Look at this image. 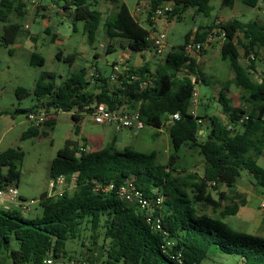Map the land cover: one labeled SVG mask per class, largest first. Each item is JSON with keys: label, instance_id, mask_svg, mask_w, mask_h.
<instances>
[{"label": "trees", "instance_id": "trees-1", "mask_svg": "<svg viewBox=\"0 0 264 264\" xmlns=\"http://www.w3.org/2000/svg\"><path fill=\"white\" fill-rule=\"evenodd\" d=\"M97 1L65 0L62 5V9L71 11L66 15L74 22L84 21V33L91 44L103 26L107 38H127L135 50L154 47L148 39L150 29L133 16L125 1L109 0L116 11L105 20ZM242 1L255 7L260 0ZM222 2L230 7L235 4V0ZM167 3H172L163 11L168 20H180L189 8L205 16L214 9L212 0H150L149 26L153 25V12ZM12 13L25 17L23 0H0V20L7 21ZM216 27L225 31L221 54L230 59L234 71V77L225 83L218 98L228 122L219 115L200 117L192 112L193 94L201 78L196 59L185 51L191 32L180 50L168 51L154 69L146 61L140 67L122 68L113 80V70L105 76L93 66L98 75L92 78V69L81 66L71 70L59 85L55 72L44 71L39 76L33 90L35 103L14 112L27 115L44 108L47 119L43 125L50 126L56 123L59 112H71L78 135L79 123L92 114L97 104L138 111L145 125L168 127L172 151L168 162L160 163L156 151L142 152L131 147L116 150L118 137L114 136L105 147L77 155L80 147L86 145H80L78 138L67 139L52 161L50 178L75 176V188L58 198L48 197L47 191H43L40 216L28 217L18 207L0 209V264H45L50 254L56 258L75 257L66 250V241L82 238L86 227L92 231L93 247L88 248V255L79 256L104 264H201L215 253L239 255V264H264V237L236 230L224 220L238 213L247 203L245 197H229L225 191H219L222 184L235 187L243 170L250 172L254 187L264 190V166L258 163L264 154V75L255 79L250 71L257 69L259 53L264 52V22L233 19L199 26L195 42L205 43ZM23 31V24L18 21L5 24L1 43H15ZM242 51L250 64L241 61ZM199 54L206 55L207 49L203 47ZM57 56L61 58L62 52ZM77 57L73 52L67 60L73 65ZM261 58L264 59V53ZM44 62L42 56L32 55V64ZM232 85L244 90L251 108L233 104ZM17 93L21 96L29 91L20 87ZM175 113L180 114V119L173 121L171 116ZM204 123L207 131L203 129ZM38 129L30 125L21 138L38 135ZM20 155L18 148L0 152V187L18 186ZM197 158L203 163L201 174L192 167ZM130 178L145 197H163V205L151 213L153 219L160 216L161 229L148 220V211L117 194V188ZM109 184L115 188L105 190ZM217 190L215 197L213 192ZM14 240L17 246L13 245ZM82 245L85 246L83 240Z\"/></svg>", "mask_w": 264, "mask_h": 264}, {"label": "rangeland", "instance_id": "rangeland-1", "mask_svg": "<svg viewBox=\"0 0 264 264\" xmlns=\"http://www.w3.org/2000/svg\"><path fill=\"white\" fill-rule=\"evenodd\" d=\"M64 1L23 0L27 9L25 17H16L12 13L7 21L0 20V152L10 147L20 149L19 168L21 175L18 187L20 193L24 194L26 198H23V201H18V208L28 217L40 216L43 212L41 195L43 191L49 189L52 161L57 155L58 148L64 145L61 136L73 135V131L66 132L72 118L71 112H59L56 116L59 125L55 130H53L54 126L44 125L43 128L46 134L39 133L36 136L22 139V133L27 126V115L23 112L14 111L19 107H31L35 103L33 90L37 79L44 71L58 74L56 83L59 85L71 70L91 65L93 61H97L99 70L109 75L112 72V63L114 61L119 62L121 59L122 47L120 42H130L129 39L124 37L108 38L107 41L112 42L115 46V49L108 51L106 40H103L105 30L102 26L97 33L95 43L91 44L84 33V21L74 22L71 16H67L70 15V10L60 9ZM123 1H126L130 8L137 5V0ZM97 2L100 4L104 20L116 11L115 5L109 0H98ZM221 2V0L212 1L214 9L210 15L205 16L200 13L198 17H194L187 13L181 21L174 19L171 24L167 23L169 27L167 31L174 44L180 45L183 42L184 34L192 26L213 23L216 17L221 14L226 16L222 21L239 19L242 21L258 20L264 22L263 3L253 7L243 3L242 0H235L233 7L227 5L221 7ZM166 5L172 7L170 4ZM15 21L23 24L24 33L19 36L15 43L6 46L1 43L4 25ZM160 22L158 28L166 29L164 26L165 17H162ZM141 23L147 29L150 28L144 17L141 18ZM47 26H49V31L45 29ZM167 41L168 38L166 43ZM150 50L153 53L155 52L153 46ZM59 51L63 54L61 58L57 56ZM73 52L78 57L76 63L71 65L67 60V56ZM263 53V50L259 53V59L256 63L259 73L258 78L264 70V59L261 58ZM33 54L42 56L45 59L44 64H32ZM165 55L166 50L160 54V57L164 58ZM205 58L206 61L201 62V66H199L201 80L196 83V90L199 95L195 105L196 113L200 117L214 114L221 116L222 107L218 101L219 93L225 83L234 77V71L230 59L222 56L219 46L208 49ZM241 61L244 64L249 62L243 51ZM20 87L26 88L29 94L19 96L20 93H17V89ZM231 90V98L234 103H243L244 106L247 105L251 108V105L246 102V95L243 94L241 88L232 85ZM81 123L88 139L95 140L92 142L83 141L85 145L90 146V150L105 147L114 136H117L116 150L121 151L125 147H131L142 152L156 151V159L160 163H167L171 155L172 147L167 126L157 128L145 125L139 133H135L136 130L119 129L116 123L97 124L92 120L91 115H86ZM10 125L14 126L8 129ZM203 129L205 131L208 129L205 123ZM98 138L102 140H97ZM258 163L264 166V154L258 158ZM192 167L201 174L203 169L201 158H197ZM236 186L238 189L247 192V203L239 216H227L226 222L236 230L264 237L263 211L260 207L262 199L261 195L253 192L257 188L254 187L248 170L242 171ZM223 187L227 188L226 185H223ZM216 192L218 195L219 191ZM237 200L241 201L240 198H237ZM26 202L31 204L29 211L21 208V205ZM91 233V229L86 227L82 231V238L67 240L66 250L68 253L74 256L88 255L90 253L88 248L93 247ZM101 239L102 234L98 238L99 244H101ZM82 240L85 246L82 245ZM13 245L17 246V241L14 240ZM239 260V255L215 253L207 256L201 264H239ZM10 263L11 261H9Z\"/></svg>", "mask_w": 264, "mask_h": 264}, {"label": "built area", "instance_id": "built-area-1", "mask_svg": "<svg viewBox=\"0 0 264 264\" xmlns=\"http://www.w3.org/2000/svg\"><path fill=\"white\" fill-rule=\"evenodd\" d=\"M170 6L165 5L163 8L158 9L155 11L156 14L161 13L167 9H169ZM142 10V6L139 2H137V5L134 9L135 12H140ZM264 12V9H262ZM219 38L222 41L225 40L226 34L224 30H221L219 27H216L211 30V32L208 34V37L206 39L205 43L195 42L194 39L189 40L188 43L185 46V51L187 53L190 52H199L202 50L203 47H205L206 44H210L215 38ZM166 40L167 36L164 32L158 33L152 40V43L155 48V52L160 55L165 51L166 47ZM253 58V57H252ZM248 60V59H247ZM249 61V60H248ZM250 64V61L248 62ZM94 67H91L92 69ZM122 71V65L121 63H117L113 67V73L111 74V78L114 80L117 77V74ZM252 77L255 79H261L263 77V72L260 74V78H258L257 75H259L258 70H251ZM90 77L93 78V76H97L96 69H92L90 71ZM198 99V92L195 90L191 102L192 112L195 114V105L197 104ZM92 119L97 124L102 123H116L119 129H130V130H140L145 127V123L143 120L139 117L138 111L129 112L126 109L119 108V109H110L106 104L100 103L97 104L93 112L91 114ZM47 119V113L44 108H40L38 110L31 111L27 114V121L30 123V125H34L37 127H41L45 120ZM180 119V114L175 113L171 116V120H177ZM90 148L88 145L86 147L81 146L79 152L77 155H80L83 151H88ZM76 186V177L73 176L71 178H68L66 175H60L56 178L50 179L49 182V189L47 190V196L48 197H54L58 198L61 197L65 192L70 191L74 189ZM115 188L114 184H109L105 187V190H113ZM117 194L119 197L126 202L130 203H136L138 204L142 209L149 212L147 214L148 220L153 222V225L156 229H161V220L160 216H156L154 219L151 216L152 212L155 210L156 207H161L163 205V197L158 196L156 199H150L145 197L142 192L138 191L134 185L133 179H127L121 186L117 188ZM22 200L21 193L19 190V187L15 184H9L6 186L0 187V203H8L10 205H13V207H18L19 203L18 201ZM261 207L264 209V196L261 201ZM22 210L29 211L31 209V204L26 202L23 205H21ZM45 264H104L102 262L97 261H90L85 256H75V257H66L64 255L56 258L52 254H50L46 260Z\"/></svg>", "mask_w": 264, "mask_h": 264}, {"label": "crops", "instance_id": "crops-1", "mask_svg": "<svg viewBox=\"0 0 264 264\" xmlns=\"http://www.w3.org/2000/svg\"><path fill=\"white\" fill-rule=\"evenodd\" d=\"M213 1V0H212ZM222 1V0H221ZM126 2V1H125ZM137 2H139L140 3V5L142 6V10L140 11V12H135L134 11V9H135V7L136 6H134L133 8H130L129 7V5L127 4V2H126V4L128 5V7L130 8V10H131V12H132V14H133V16L137 19V20H139L140 22H141V18H145V21L147 22V17L149 16V11L151 10V5H150V0H137ZM260 3H263L264 4V0H260L259 1V4L257 5V6H259L260 5ZM167 4H170V5H172V3H167ZM222 5H223V2H221V7H222ZM235 5V4H234ZM233 5V6H234ZM39 6H41L40 4H39ZM256 7V6H255ZM61 10H62V7L60 8ZM192 10V11H191ZM190 14V15H192V16H194V17H198L199 15H200V13L201 12H198L196 9H194V8H189V9H187L186 11H185V13L183 14V17L179 20V21H181L183 18H184V16L186 15V14ZM65 14V13H64ZM66 15V14H65ZM162 17H165V19H166V22H164V26H165V28L166 29H159L158 27H159V24L161 23L160 21H161V19H162ZM226 18V16H223L222 14L220 15V16H217L216 17V19H215V21H214V23L215 24H219L222 20H224ZM152 20H153V25L152 26H150V35H149V37H148V39L150 40V42L152 43V39L158 34V33H160V32H164L165 34H166V36H168L167 38H168V41H167V43H166V54L168 53V51H170V50H180V46L181 45H183L184 43H185V39H186V36H187V34H188V32H191V35H190V38H189V40H192V39H195V36H196V32H197V30H198V27L199 26H209V25H211L212 23H210V24H208V25H194V26H192L190 29H188L187 31H186V33L184 34V38H183V42L182 43H180V45H175L174 44V42L172 41V39H171V37H170V35H169V33H168V29H169V27H168V25H167V23L168 24H171L172 23V21H174V20H168L167 19V17L165 16V15H163V12H161V13H158V14H156L155 12H153V15H152ZM221 20V21H220ZM230 20V19H229ZM226 21H228V20H226ZM249 21H251V20H249ZM217 22H219V23H217ZM222 22H225V21H222ZM244 22H247V21H244ZM260 22H262V21H260ZM47 31H49L50 29H49V26H47L46 28H45ZM107 37L104 35V37H103V40H106V47H107V50L108 51H111V50H113V49H115V46L113 45V43L112 42H110V41H107ZM222 43H223V41L221 40V39H219L218 37L217 38H215L210 44H206L205 45V48L208 50V49H214V47H216V46H219L220 48H221V45H222ZM120 44H121V47H122V50H121V52H120V61L118 62V61H114L113 63H112V70H113V64L114 63H121V65H122V68H128V67H132V66H134V67H140L141 65H143L146 61L147 62H149V64L151 65V68H155V65L156 64H158V63H161V62H163L164 61V59H165V57L164 58H162V57H160V55H158L156 52H152L151 50H150V48L152 47H149V48H147V49H144V50H135V49H133V48H131L130 47V42H124V41H122V42H120ZM189 55L191 56V57H193V58H195L196 59V61H197V63H198V65L199 66H201L200 65V63L201 62H204V61H206V58H205V56H207V54L206 55H204V56H201L200 54H199V52H195V51H193V52H190L189 53ZM166 56V55H165ZM76 63V62H75ZM74 63V64H75ZM73 64V65H74ZM93 64V65H92ZM86 66V65H85ZM90 66H94V67H97V61H93V63H91V65H88L87 66V68H91ZM79 68V67H78ZM77 68V69H78ZM98 68V67H97ZM99 69V68H98ZM105 74V73H104ZM111 74V73H110ZM109 74V75H110ZM107 74H105V76H106ZM201 80V79H200ZM92 87H94V84H92L91 85V88ZM242 90V89H241ZM243 91V94L245 93L244 92V90H242ZM231 93H232V90H231ZM231 93H230V97H231ZM199 96V95H198ZM232 99V98H231ZM232 101H233V99H232ZM233 104L235 105V106H238V107H241V106H243V103H241V104H238V103H234V101H233ZM195 111H196V108H195ZM57 116V115H56ZM55 116V117H56ZM220 117V119L222 120V121H225V122H228V117H227V115L226 114H224L223 112H222V115L221 116H219ZM71 118H72V116H71ZM85 118V117H84ZM84 118H83V120H84ZM83 120L81 121V122H83ZM93 120V119H92ZM79 123V127H80V133L78 134V135H76L75 134V122L73 121V119H72V122H70L69 124H68V129H67V131L66 132H72L73 131V135H64V136H61V137H63L62 138V140H63V142L65 143V141L67 140V139H70V138H74V139H76V138H78V139H80V145H85L84 144V142L83 141H95V140H93V139H88V137L86 136V134L84 133V131H83V126L81 125L82 123ZM59 125V121H57L56 120V123L53 125L54 127H53V130H55L56 129V127ZM113 125V124H112ZM14 125H10L9 127H8V129H11L12 127H13ZM30 127V123L27 121V126H26V128H25V130L24 131H26L28 128ZM44 125L43 126H41V127H39V131H40V133H43V132H45V130H44ZM140 132V130H136V132L135 133H139ZM201 132H203V131H201ZM101 137H102V135H100ZM97 140H102L101 138H98ZM89 146V145H88ZM63 147V146H62ZM90 147V146H89ZM61 148V147H60ZM60 148H58V150L60 149ZM98 149H101V147L100 148H98ZM57 150V151H58ZM93 150H95V149H93ZM219 191H225L226 192V194L230 197H236V194H244L243 196L245 197V199H246V202H247V192L245 191V190H241V189H238L237 188V186L235 185V187H233V188H229V187H227V188H224L223 187V184L222 185H220L219 186ZM47 191V190H46ZM218 191V190H217ZM253 192L254 193H258L259 195H261V199H263V196H264V190L263 189H261V188H257V189H255V190H253ZM217 192L215 191V193L213 192V194H214V196L215 197H217V194H216ZM21 197L22 198H26L25 197V195L24 194H22L21 193ZM237 200V199H236ZM13 205H10V204H8V203H0V209L1 208H3V209H9V208H11ZM246 206V204L244 205V206H241L240 207V209H239V211H238V213L237 214H235V215H231V216H239L240 215V213H241V211H242V209L244 208ZM263 211V210H262ZM262 214H263V212H262ZM227 218V217H226ZM226 218L224 219L225 221H226Z\"/></svg>", "mask_w": 264, "mask_h": 264}]
</instances>
